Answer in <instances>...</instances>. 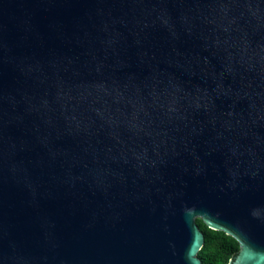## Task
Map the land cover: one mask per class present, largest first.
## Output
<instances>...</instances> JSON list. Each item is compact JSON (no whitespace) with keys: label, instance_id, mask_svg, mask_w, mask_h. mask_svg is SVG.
Masks as SVG:
<instances>
[{"label":"water","instance_id":"water-1","mask_svg":"<svg viewBox=\"0 0 264 264\" xmlns=\"http://www.w3.org/2000/svg\"><path fill=\"white\" fill-rule=\"evenodd\" d=\"M197 218L264 264V0H0V264H203Z\"/></svg>","mask_w":264,"mask_h":264},{"label":"trees","instance_id":"trees-1","mask_svg":"<svg viewBox=\"0 0 264 264\" xmlns=\"http://www.w3.org/2000/svg\"><path fill=\"white\" fill-rule=\"evenodd\" d=\"M197 224L204 233L205 241L198 252L203 264H229L240 250L239 241L223 230L213 229L197 218Z\"/></svg>","mask_w":264,"mask_h":264},{"label":"flooded vegetation","instance_id":"flooded-vegetation-1","mask_svg":"<svg viewBox=\"0 0 264 264\" xmlns=\"http://www.w3.org/2000/svg\"><path fill=\"white\" fill-rule=\"evenodd\" d=\"M234 256H235V255H234ZM234 256H233V257H234Z\"/></svg>","mask_w":264,"mask_h":264}]
</instances>
